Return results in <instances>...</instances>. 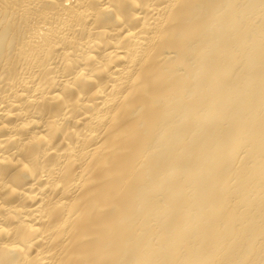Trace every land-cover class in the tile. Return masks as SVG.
I'll list each match as a JSON object with an SVG mask.
<instances>
[{
    "label": "bare ground",
    "instance_id": "bare-ground-1",
    "mask_svg": "<svg viewBox=\"0 0 264 264\" xmlns=\"http://www.w3.org/2000/svg\"><path fill=\"white\" fill-rule=\"evenodd\" d=\"M0 264H264V0H0Z\"/></svg>",
    "mask_w": 264,
    "mask_h": 264
}]
</instances>
